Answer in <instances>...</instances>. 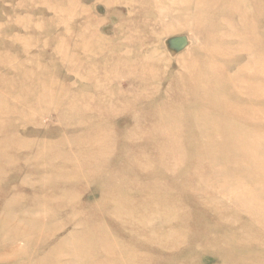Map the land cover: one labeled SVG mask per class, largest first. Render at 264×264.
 <instances>
[{"label": "rangeland", "instance_id": "1", "mask_svg": "<svg viewBox=\"0 0 264 264\" xmlns=\"http://www.w3.org/2000/svg\"><path fill=\"white\" fill-rule=\"evenodd\" d=\"M0 264H264V0H0Z\"/></svg>", "mask_w": 264, "mask_h": 264}, {"label": "bare ground", "instance_id": "2", "mask_svg": "<svg viewBox=\"0 0 264 264\" xmlns=\"http://www.w3.org/2000/svg\"><path fill=\"white\" fill-rule=\"evenodd\" d=\"M187 17V16H186ZM218 66H213V67H211L210 65H206L205 66V74H208L209 73V71H218V68H217ZM253 112V111H252ZM260 113V112H259ZM261 114V113H260Z\"/></svg>", "mask_w": 264, "mask_h": 264}]
</instances>
